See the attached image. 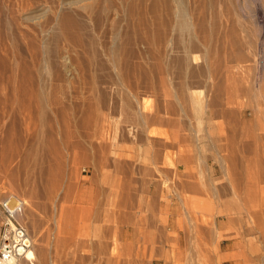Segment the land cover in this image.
<instances>
[{
	"label": "rangeland",
	"instance_id": "1",
	"mask_svg": "<svg viewBox=\"0 0 264 264\" xmlns=\"http://www.w3.org/2000/svg\"><path fill=\"white\" fill-rule=\"evenodd\" d=\"M6 197L19 264H264V0H0Z\"/></svg>",
	"mask_w": 264,
	"mask_h": 264
},
{
	"label": "built area",
	"instance_id": "2",
	"mask_svg": "<svg viewBox=\"0 0 264 264\" xmlns=\"http://www.w3.org/2000/svg\"><path fill=\"white\" fill-rule=\"evenodd\" d=\"M20 212L21 208L13 205L9 198L0 199V215L3 216L0 226V264H8L20 257L27 258L32 252L33 240L26 227L18 220Z\"/></svg>",
	"mask_w": 264,
	"mask_h": 264
},
{
	"label": "crops",
	"instance_id": "3",
	"mask_svg": "<svg viewBox=\"0 0 264 264\" xmlns=\"http://www.w3.org/2000/svg\"><path fill=\"white\" fill-rule=\"evenodd\" d=\"M204 166H205V171L207 172L206 176H208L209 182H212V179L214 182L216 181L214 179L222 176V159L218 163H211L210 160H207L206 162H204ZM188 177L187 179H184L183 182L181 183V187L183 188V190H186L187 192H192V193L199 192V193H196V195L205 196V194H201L202 192L205 191V186L202 185L200 181L189 180ZM221 191H222V187L220 189V192ZM219 196L222 197V193H219ZM219 246H220L219 252L222 255V251H223L222 241L220 242Z\"/></svg>",
	"mask_w": 264,
	"mask_h": 264
},
{
	"label": "bare ground",
	"instance_id": "4",
	"mask_svg": "<svg viewBox=\"0 0 264 264\" xmlns=\"http://www.w3.org/2000/svg\"><path fill=\"white\" fill-rule=\"evenodd\" d=\"M78 1V0H77ZM80 1V0H79ZM89 1V0H88ZM72 2V1H71ZM69 3V2H68ZM76 3V2H75ZM64 5V4H63ZM61 7V6H60ZM69 16V13L68 14H66V18H69L68 17ZM63 19H64V17H63ZM64 21V20H63ZM63 26V25H62ZM67 63V62H66ZM73 65V64H72ZM66 66V65H65ZM69 66V65H68ZM67 69H69V67H67ZM67 71V70H66ZM37 90V89H36ZM35 90V91H36ZM35 93V92H34ZM27 100V99H26ZM37 101H38V99H37ZM29 102V101H28ZM27 102V103H28ZM34 102V101H33ZM35 102H36V100H35ZM19 104V103H18ZM26 106V105H25ZM29 107V106H28ZM27 108V107H26ZM32 110H33V108H32ZM36 110H37V108H36ZM41 111V110H40ZM30 112V111H29ZM26 113H28V112H26ZM75 174V173H74ZM84 179V178H83ZM9 198H11V197H9ZM11 200V199H10ZM14 202H16V201H14ZM14 205V204H13ZM18 205V204H17ZM15 206H16V204H15ZM223 237V236H222ZM28 257V256H27ZM111 260V259H110ZM8 264H19V261H18V259L16 258V259H14V260H11L10 262H8Z\"/></svg>",
	"mask_w": 264,
	"mask_h": 264
}]
</instances>
